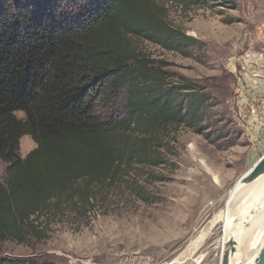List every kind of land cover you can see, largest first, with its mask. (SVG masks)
<instances>
[{"label":"trees","instance_id":"1","mask_svg":"<svg viewBox=\"0 0 264 264\" xmlns=\"http://www.w3.org/2000/svg\"><path fill=\"white\" fill-rule=\"evenodd\" d=\"M169 1L209 3L0 0V243L44 227L51 204L88 205L122 169L157 167L164 135L201 124L197 86L168 84L164 62L139 46L187 54L190 38L160 14ZM24 135L35 148L21 157ZM0 264L38 263L0 248Z\"/></svg>","mask_w":264,"mask_h":264},{"label":"rangeland","instance_id":"2","mask_svg":"<svg viewBox=\"0 0 264 264\" xmlns=\"http://www.w3.org/2000/svg\"><path fill=\"white\" fill-rule=\"evenodd\" d=\"M207 1L160 7L168 28L190 38L187 54L139 43L164 62L168 84L197 86L206 100L201 124L164 135L157 167L120 170L88 205L51 204L44 227L0 243L4 256L38 264H219L222 222L210 221L264 154V0ZM34 148L29 136L20 138L21 157ZM6 167L0 159V181ZM249 239L242 264L255 250Z\"/></svg>","mask_w":264,"mask_h":264},{"label":"bare ground","instance_id":"3","mask_svg":"<svg viewBox=\"0 0 264 264\" xmlns=\"http://www.w3.org/2000/svg\"><path fill=\"white\" fill-rule=\"evenodd\" d=\"M247 176L246 171L236 180L225 200L224 209L210 221V226L222 222V246L228 240L236 243V252L230 257V264H242L248 238L247 249H255L247 257L246 264H251L264 239V171L252 181H247ZM245 225L249 228L242 231ZM204 237L201 234L198 241Z\"/></svg>","mask_w":264,"mask_h":264},{"label":"water","instance_id":"4","mask_svg":"<svg viewBox=\"0 0 264 264\" xmlns=\"http://www.w3.org/2000/svg\"><path fill=\"white\" fill-rule=\"evenodd\" d=\"M264 171V154L261 155L257 161L250 167L247 172V181H252ZM236 252V243L233 240H228L223 243L219 264H230V257ZM251 264H264V239L263 242L253 258Z\"/></svg>","mask_w":264,"mask_h":264},{"label":"crops","instance_id":"5","mask_svg":"<svg viewBox=\"0 0 264 264\" xmlns=\"http://www.w3.org/2000/svg\"><path fill=\"white\" fill-rule=\"evenodd\" d=\"M264 96V95H263Z\"/></svg>","mask_w":264,"mask_h":264}]
</instances>
